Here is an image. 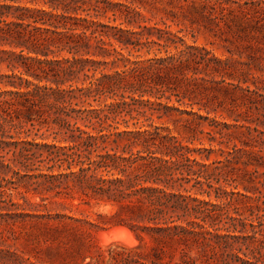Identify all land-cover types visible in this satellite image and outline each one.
<instances>
[{
    "label": "trees",
    "instance_id": "trees-1",
    "mask_svg": "<svg viewBox=\"0 0 264 264\" xmlns=\"http://www.w3.org/2000/svg\"><path fill=\"white\" fill-rule=\"evenodd\" d=\"M161 1L223 9L220 0ZM153 7L0 0V65L10 71L0 73V221L28 219L39 233L63 219L109 222L146 245L99 248L92 264H264V108H249L264 87L252 73L221 80L248 108H229L231 122L211 116L220 81L206 75L222 61L188 43L187 29L148 23L143 9ZM48 203L111 205L115 219Z\"/></svg>",
    "mask_w": 264,
    "mask_h": 264
},
{
    "label": "rangeland",
    "instance_id": "rangeland-1",
    "mask_svg": "<svg viewBox=\"0 0 264 264\" xmlns=\"http://www.w3.org/2000/svg\"><path fill=\"white\" fill-rule=\"evenodd\" d=\"M115 1L126 2L127 0ZM149 1L154 3L156 8L143 9L146 17L151 19L148 23H159L163 26L162 21L166 20L173 30L187 29L184 33L187 34L188 43L196 40L198 45L205 46L220 58L222 61L220 74L206 75L208 78L220 81L215 89L210 90L213 98L208 103L211 108H218L217 112H211V116L216 115L219 120L231 122L232 119L227 117L229 108H248V106L240 105L242 100L237 96L240 91L236 95L233 87L231 85L228 86L229 88L225 87V83H221V80L237 83V79L243 78L245 73H252L249 77L264 87V2L220 0L223 9L213 10L211 5L204 9L199 2L189 8L181 9L176 5L163 3L161 0ZM201 12L208 15V18L202 17ZM183 13L187 17L183 16ZM190 18L195 23H191ZM4 72L10 71L5 65H0V73ZM250 84L254 88V85ZM259 92L263 96L253 95L257 103H249V108H264V89ZM238 105L239 107H236ZM255 112L256 109L250 111V114L256 117ZM157 123L161 122L157 121ZM182 134H184L183 131ZM205 145H208L207 141ZM258 170L259 173H263L264 166L259 167ZM228 189L232 187L228 186ZM240 189L243 190L241 187ZM32 199L36 202H44L38 196ZM14 200L23 202L19 196H15ZM74 202L79 201L74 200ZM47 205L52 212H65L91 221L115 219L112 217L115 210L111 205H81L79 208L69 204L67 207H58L49 203ZM230 212L234 214L233 207H230ZM64 223L69 225L64 226ZM58 225L61 227L59 231L39 233L28 219L3 218L0 221V248L4 252L0 253V264H92L94 262L92 258L96 256L99 248L106 249L109 246L119 245L146 250V245L126 225L108 222L101 223L100 227H92L85 222L69 219H63ZM124 229H128L132 235Z\"/></svg>",
    "mask_w": 264,
    "mask_h": 264
},
{
    "label": "bare ground",
    "instance_id": "bare-ground-1",
    "mask_svg": "<svg viewBox=\"0 0 264 264\" xmlns=\"http://www.w3.org/2000/svg\"><path fill=\"white\" fill-rule=\"evenodd\" d=\"M121 229H122V228H121ZM124 230H125L126 232L130 233V231H129L128 229H124ZM124 230H123V231H124ZM121 231H122V230H121ZM113 232H115V231H113ZM113 232H112V233H113ZM102 233H103V232H102ZM125 234H127V233H125ZM130 234H131V233H130ZM131 235H132V234H131ZM131 235H130V236H131ZM108 237H109V236H108ZM104 238H105V237H104ZM104 238H103V239H104ZM105 239H106V238H105Z\"/></svg>",
    "mask_w": 264,
    "mask_h": 264
}]
</instances>
